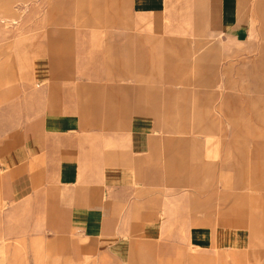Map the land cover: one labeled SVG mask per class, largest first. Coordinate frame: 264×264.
Returning a JSON list of instances; mask_svg holds the SVG:
<instances>
[{"label": "crops", "instance_id": "crops-1", "mask_svg": "<svg viewBox=\"0 0 264 264\" xmlns=\"http://www.w3.org/2000/svg\"><path fill=\"white\" fill-rule=\"evenodd\" d=\"M119 1L125 13L144 19L146 37L124 35L110 41L96 32L97 37L90 41L89 33L78 30L77 0H70L66 28L45 23L43 27L39 20L38 29L44 30L23 44L29 75L22 81L15 73L0 75L3 85L5 79L13 82L0 87L4 197L25 199L54 180L55 188L64 194L52 203L65 206L69 225L85 237L88 250L97 254H125L133 243L156 239L163 231L149 203L158 142L153 132L155 117L142 111V85L123 81L143 76L141 70L134 72L127 65L134 60L132 47L165 40L185 51L187 38L167 36L177 14L184 19L186 14H199L208 34L235 32L242 27L241 14L253 6V0ZM126 18L117 22L124 34L132 28ZM138 53L149 55L141 48ZM236 70L243 80L233 81L230 88L240 94H220L219 111L227 112L231 127L227 134L234 137L223 143L234 147L237 155L247 156L251 151L248 140L264 135V56ZM202 81L215 85L216 80L208 77ZM212 119L214 127L218 118ZM261 149V143H256L252 151ZM245 162L235 163L233 168L244 169ZM210 173L206 165L204 174L192 175L191 181L208 185ZM243 182L236 175V183ZM252 216L233 215L230 210L199 214L181 246L183 263L208 264L213 258L216 264L222 259L217 250L232 254L244 247L247 263L264 264V213L262 220Z\"/></svg>", "mask_w": 264, "mask_h": 264}, {"label": "rangeland", "instance_id": "rangeland-1", "mask_svg": "<svg viewBox=\"0 0 264 264\" xmlns=\"http://www.w3.org/2000/svg\"><path fill=\"white\" fill-rule=\"evenodd\" d=\"M69 1L0 0L1 76L15 73L21 80L29 75L23 44L44 30L38 29L39 20L43 27L45 23L66 28ZM77 5L78 30L89 33L90 41L97 37L96 32L110 41L124 35L147 36L144 19L125 13L119 0H77ZM176 16L178 20L167 36L187 38L185 51L165 40L133 46L134 60L127 65L134 72L141 70L143 76L122 78L126 85H142V111L153 113L156 121L153 132L158 142L149 203L162 224L161 235L133 243L125 254L90 252L85 237L69 225L65 206L52 203L64 194L55 188L54 180L32 196L10 201L4 197L0 169V264H184L181 246L199 214L218 215L230 210L233 215H255L262 220L264 135L248 140L251 151L247 156L237 155L234 147L223 143L234 137L227 134L231 128L227 112L219 107L222 92L240 94L230 88L233 81L242 79L236 69L249 67L264 56V0H253V6L241 14L242 27L235 32L208 34L199 14H186L185 19L182 14ZM125 17L132 28L124 34L117 22ZM139 48L149 55H140ZM200 57L205 59L197 60ZM201 66L209 68L201 70ZM208 77L215 78V85L202 81ZM4 81L0 87L13 83L11 78ZM215 116L218 119L213 127L210 123ZM256 143L262 145L258 153L252 151ZM245 160L247 167L233 168ZM206 165L212 182L195 185L191 176H202ZM236 175L244 182L236 183ZM217 253L222 259L216 264H252L246 262L244 247L232 254L229 250ZM212 261L208 264H214Z\"/></svg>", "mask_w": 264, "mask_h": 264}]
</instances>
